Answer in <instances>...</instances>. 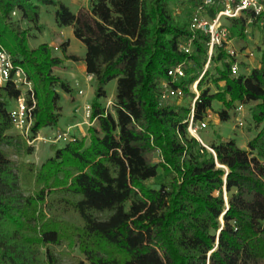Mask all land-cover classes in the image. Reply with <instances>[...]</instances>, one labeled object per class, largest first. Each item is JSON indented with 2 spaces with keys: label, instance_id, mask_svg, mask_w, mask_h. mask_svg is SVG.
<instances>
[{
  "label": "trees",
  "instance_id": "obj_1",
  "mask_svg": "<svg viewBox=\"0 0 264 264\" xmlns=\"http://www.w3.org/2000/svg\"><path fill=\"white\" fill-rule=\"evenodd\" d=\"M190 7L194 0H181ZM180 0H89L71 12L57 0H0V47L11 53L32 87L34 100L27 139L59 117V92L69 85L52 68L81 61L94 81L87 142L70 135L39 165L12 160L5 147H32L11 132L10 103L20 94L0 86V264H63L54 248L66 245L69 263L88 264H264V45L256 67L229 73L221 48L211 56L216 76L198 78L206 57L205 36L194 33L192 50L179 43L189 34L169 9ZM181 5V4H179ZM40 7H52L53 22L70 27L83 46L81 57L61 56L46 43L29 49L28 29H40ZM27 24L18 30L11 21ZM212 15L211 10L207 11ZM245 14L228 19L233 39L244 40ZM264 21V14L252 23ZM230 61H233L231 58ZM184 63L177 86L186 104L159 105L157 84L165 71ZM197 79L192 116L212 111L226 121L236 105L248 107L252 137L244 147L233 138L212 140L208 149L186 132V117ZM205 79L215 91L201 88ZM114 80L110 110L102 106L104 86ZM218 82H222L218 85ZM249 128V127H248ZM153 180L152 183H149Z\"/></svg>",
  "mask_w": 264,
  "mask_h": 264
},
{
  "label": "built area",
  "instance_id": "obj_2",
  "mask_svg": "<svg viewBox=\"0 0 264 264\" xmlns=\"http://www.w3.org/2000/svg\"><path fill=\"white\" fill-rule=\"evenodd\" d=\"M208 10H211L213 14H208ZM248 13L250 16L246 18V26L247 23L252 22V17L264 14V0H194L192 2L190 14L187 19L189 34L183 37L179 43V49L183 54L189 55L192 50L194 33L199 32L201 35L205 36L206 57L198 78H200L204 72H208L212 77L216 76L215 66H211V56L217 48H221L226 54V60L229 62V73L233 76L237 74L238 63L235 58L238 52L233 43L234 39L228 34L226 22L228 19L238 18ZM11 14H14V12ZM221 18H225V21L221 22ZM260 20L261 19H258L256 22L261 24V22H259ZM245 31L246 27L243 33ZM231 58L233 61H230ZM183 67L184 63L169 67L165 71V78L158 82L156 95L159 105L172 103L182 98L183 91L176 84H178L180 80L186 79ZM6 82H10L15 88L19 89V91L23 90L24 93H30L31 91L32 85L26 78L22 69L12 64L11 53L0 47V86ZM196 82L197 79L189 85V91L192 93V97L189 101V112L185 119L186 132L199 144L212 152L211 149L202 143L198 135L199 131L207 127L210 114H206L200 121H195L192 116L193 103L198 96ZM78 93H80V91H78ZM12 103L13 105L8 108V116L12 129L25 138L26 143L31 146L36 138L28 140L27 135L31 124V110L35 102L30 97V104L28 105L20 92ZM242 110L243 106L241 104L236 105L233 110L237 126H242L243 124ZM83 112L85 119H88L90 105H84ZM69 136L70 134L67 132L56 133L48 142L51 144L57 142L63 143L69 139Z\"/></svg>",
  "mask_w": 264,
  "mask_h": 264
},
{
  "label": "rangeland",
  "instance_id": "obj_3",
  "mask_svg": "<svg viewBox=\"0 0 264 264\" xmlns=\"http://www.w3.org/2000/svg\"><path fill=\"white\" fill-rule=\"evenodd\" d=\"M66 3L68 5L69 10L71 12L76 11V6H74L72 3L69 2V0H57ZM181 4V5H179ZM52 7L47 8V11H40L39 12V17H40V22L41 26L40 28H43V32L41 30H36L34 28L28 29L26 32V46L31 49L36 47L38 44H40L41 41H44L51 49L52 54L61 56V53L59 49L57 48L58 46H50L49 43H53V39L55 38V35L58 33V30L55 28V25L53 23V18H52ZM169 9L171 13L174 15V17L180 21V22H185L188 19V16L190 14V6L186 4V2H183L180 0V2H172L169 4ZM11 21L15 26H17L18 30H23L27 28V24L23 22H17V15L16 14H11ZM225 18H221V22H224ZM261 24L258 22L255 23H247L246 26V31L243 33L244 34V40H239V39H234L233 43L235 45V48L237 49L238 55L235 58V60L238 63V71H243V67L249 68V67H256L259 62L260 58V51L264 45V21L260 20ZM63 28V27H62ZM54 33V35H53ZM70 45H69V50L75 54H81L83 51V46L82 44L75 39L73 36L70 35ZM56 48V49H54ZM247 59L245 63H243L242 60ZM65 61V60H64ZM63 61V62H64ZM62 62V63H63ZM61 63V65H62ZM61 65L58 67L52 68V73L54 75H60L63 76L68 80L69 87H70V92L67 94H60L59 92V101L57 102V105L61 107V113L56 121L57 126H53L52 130L57 129L56 133H62V132H67L68 131V124L70 122H66V115H68V109L72 108L74 105L73 99L76 93L78 91H81V98H84L85 100L87 99L89 101L90 97L93 98V90L95 87L93 79H88L84 75H76L74 78L69 75L60 72L59 70L62 69ZM249 70V69H247ZM59 77V76H58ZM62 79V78H61ZM218 85H221L222 82H218ZM114 86L115 82L114 80H110L105 86V97L100 99L99 101L101 102L102 106H104L107 110H110L111 108V102L113 101L114 98ZM208 87L210 91H215V84L212 81H209L208 79H205L204 82L201 85V88ZM22 96H24L23 90L20 91ZM92 98L90 99L89 102H91ZM188 98L186 97L185 100H175L173 101L174 103L178 104H186ZM12 102L10 103L11 106ZM212 111L209 112L210 118L208 119L207 122V127L205 129H202L201 131L198 132V135L202 141V143L207 147L209 142V139L213 140H218V139H226L227 137L233 138L236 145L238 147H243V142L245 139L250 135L249 132H252L253 130L251 129V125L248 123V117H249V109L248 107H243L242 110V121L243 124L242 126H237L235 122V115L233 112H229V118L226 121H219L217 119V116L215 114V110H218L220 108V103L217 101H213L212 103ZM90 123V122H89ZM49 126H42L39 128V136H44V137H50L51 132L48 129ZM57 127V128H55ZM72 130L74 131L75 135L77 138H83L85 142V136H83L84 129L86 125H81V126H72ZM249 127V128H248ZM82 130V132L80 131ZM11 132L13 134H17L15 130L11 128ZM73 134V133H72ZM50 139V138H49ZM37 145V147L41 148L43 153H41L39 159L37 162H39L40 159L44 158L47 154V150L50 151V144H47V142H43L41 140H36L32 142V149H35L34 145ZM55 146H59L62 143L57 142L53 143ZM5 151L8 153L10 158L12 160H15L16 162L19 161H24V162H30L28 160L33 159V154L35 152L31 151L30 154L23 155L21 154V147H16V146H11V147H5ZM51 153V151H50ZM35 160V159H34ZM34 164V163H33ZM36 165V164H35ZM153 180H150L149 183H152ZM67 247L66 245H60L54 248L55 252H57L60 255V260L63 264L69 263V259L66 254L67 252ZM69 255H73L78 257L79 259L83 260V264H88L87 261H85L82 257L81 254L77 252V250H72Z\"/></svg>",
  "mask_w": 264,
  "mask_h": 264
},
{
  "label": "crops",
  "instance_id": "obj_4",
  "mask_svg": "<svg viewBox=\"0 0 264 264\" xmlns=\"http://www.w3.org/2000/svg\"><path fill=\"white\" fill-rule=\"evenodd\" d=\"M88 1L89 0H69L70 3H72L74 6H76V9L77 10L78 8L80 7H84V8H87V4H88ZM61 2V1H60ZM63 3L65 6L68 7V5H66V3L64 2H61ZM69 9V7H68ZM40 11H47L46 8H43V7H40ZM75 12V11H74ZM54 23V22H53ZM38 24L41 26V22H40V17H39V20H38ZM55 25V24H54ZM55 28L58 30V33L55 35V38L53 39V43H49L50 46H58L61 42L63 41H67V47H66V53L68 54H74L72 53L70 50H69V45H70V42H71V39H70V35L72 36V33H71V29L70 27H58L55 25ZM39 30H41V32H43V28H40ZM54 35V33H53ZM40 43H45L44 41H41ZM83 51H84V48H83ZM83 51L81 54H75L76 56H79L81 57L83 55ZM247 59H244L242 60L243 63L246 64V61ZM62 69L59 70L60 72L62 73H65V74H69L71 76V78L75 77L76 75H84L85 77H87L88 79H91V76L90 75H86L85 71H84V65L82 64L81 61H71V60H65L62 65H61ZM251 68V67H249ZM249 68H245L246 70L249 69ZM60 78H62L68 85V80L66 78H64L63 76H60L58 75ZM80 91V90H79ZM60 94H64L62 92H60ZM81 91L80 93H76L75 96H74V99L72 102H74V105L72 108H69L68 110V115H66V122H70V124H68L67 128H68V131H69V134L70 135H74L75 137H77L74 133V131L72 130V126H81V125H86L85 129H84V132L82 133L83 136H85V143L87 142V127L88 126H92L93 128L97 129V122L95 120H92L88 121V119H85L84 117V112H83V106L84 105H90V99L92 97H90L89 101L84 98H81ZM13 105V103L11 104ZM59 107V115L61 113V107L58 105ZM53 126H57V124L55 123L54 125H50L48 127V129L50 130L51 132V136L50 137H44V136H39V131H37L36 133V140H41L43 142H47V144H49L48 140L49 138H52L55 134H56V131L57 129H54L52 130ZM57 128V127H55ZM80 131L82 132V130L80 129ZM73 133V134H72ZM249 136L245 139V141L243 142V147L245 145V142L250 139L253 135L252 132H249ZM229 137H227L226 139H228ZM35 140V141H36ZM213 139H209V142L212 141ZM35 149H32L33 152H35L33 155V159L31 160H28L36 165H39L46 157H48L51 153L49 150H47V155L40 159L39 162H37V160L39 159L41 153H43L44 150H42L41 148L37 147V145L35 144L34 145ZM35 159V160H34Z\"/></svg>",
  "mask_w": 264,
  "mask_h": 264
}]
</instances>
